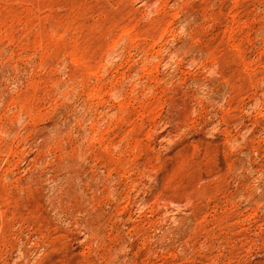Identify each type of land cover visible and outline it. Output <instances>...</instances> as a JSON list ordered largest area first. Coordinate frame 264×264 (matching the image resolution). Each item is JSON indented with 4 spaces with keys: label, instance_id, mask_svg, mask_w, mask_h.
I'll return each instance as SVG.
<instances>
[{
    "label": "rangeland",
    "instance_id": "374dc122",
    "mask_svg": "<svg viewBox=\"0 0 264 264\" xmlns=\"http://www.w3.org/2000/svg\"><path fill=\"white\" fill-rule=\"evenodd\" d=\"M0 264H264V0H0Z\"/></svg>",
    "mask_w": 264,
    "mask_h": 264
}]
</instances>
